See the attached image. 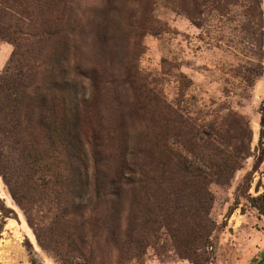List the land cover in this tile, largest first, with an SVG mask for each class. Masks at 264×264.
I'll use <instances>...</instances> for the list:
<instances>
[{"label": "rangeland", "instance_id": "374dc122", "mask_svg": "<svg viewBox=\"0 0 264 264\" xmlns=\"http://www.w3.org/2000/svg\"><path fill=\"white\" fill-rule=\"evenodd\" d=\"M255 1L252 11L244 0L239 1L244 6L222 14L210 10L202 26H196L171 0H43L33 4L28 39L22 36L14 44L0 38V74L13 51V63L26 57L31 65L22 106L27 119L3 147L16 198L0 175V205L11 211L7 217L0 211V264H194L169 246L164 254L149 247L139 261L124 262V254L104 241L114 233L120 246L124 223L134 218L148 223L161 214L174 227L185 207L195 205L187 197L190 188L179 183L171 188L151 184L134 194L124 192V186L96 192L95 184L105 175L124 172L126 138L136 147L158 126L163 105L171 112L174 150L200 169L205 165L197 153L207 157L210 150L198 152L193 142L215 139L214 152L220 156L227 136L244 123L250 127L249 155L239 160L227 184L209 185V217L216 227L210 259L202 264H255L260 259L264 216L248 200L264 189L258 144L264 0ZM72 91L73 135L49 134L37 107H44L43 122L51 124L64 112ZM179 121L188 127L178 129ZM211 127L227 133L215 138ZM86 133L95 148L85 141ZM32 157L36 161L28 169ZM74 172L86 173L74 178L83 183L81 197L72 190L81 184L68 182ZM93 176L98 182H89ZM157 237L160 243L171 241L164 227ZM94 245L99 247L93 250Z\"/></svg>", "mask_w": 264, "mask_h": 264}, {"label": "trees", "instance_id": "16d2710c", "mask_svg": "<svg viewBox=\"0 0 264 264\" xmlns=\"http://www.w3.org/2000/svg\"><path fill=\"white\" fill-rule=\"evenodd\" d=\"M43 0H0V38L17 44L21 37L28 39L32 28L33 21V4H39ZM240 0H171L174 8L182 14H185L196 26H202L204 16L210 11L215 10L217 13L226 12L231 6L241 5ZM248 3V10L252 11L255 7V0H244ZM13 51L8 65L0 74V175L8 185L10 193L15 197L13 187L8 179L9 171L7 153L3 151L9 143H12L14 134L22 129V123L27 119V114L23 112L24 92L28 87L31 78L30 68L26 57L21 61L16 60L13 63ZM68 103L64 107V112L53 117L52 123L43 122L44 107L39 105L38 117L40 124L49 129V134L72 136L71 129L73 114L75 110V91L68 92ZM170 108L163 105L159 112V124L152 132L146 133L140 141H137L136 147L130 143V138H126V159L124 162V172H119L114 177L104 176L100 184L96 185L98 195L111 193L116 189L124 186L125 189L139 191L141 188L151 184H158L171 188L175 183L182 184L190 188L191 192L187 197L192 198L195 205H188L182 213V219L179 224L171 227L163 222V216L160 214L148 223L141 219H131L124 223V242L117 245L118 238L116 234L111 233L104 241L108 248L115 249L124 254V262L132 260L139 261L145 255L149 247L154 248L160 254L172 251L181 258H186L194 264L208 262L211 255L212 245L210 236L216 227V223L209 217V209L212 201V193L209 185L227 184L233 177L236 169L240 167L239 160L249 155V143L251 137L250 127L244 123L243 129L236 130L233 135H229L223 141L221 155L215 154L216 147L207 137L201 138L200 142H193L198 152L210 150L209 156L205 157L197 153L199 161L205 165L200 169L186 158V156L176 153L174 142L172 140V126L168 121ZM21 121V122H20ZM188 125L184 121L178 122V129H185ZM196 129L195 127H192ZM51 129V130H50ZM54 130H58L56 133ZM210 133L215 138H222L227 130L220 127H211ZM241 131V132H240ZM153 133V134H152ZM88 145L96 147L93 136L89 137L86 133L84 137ZM243 139V144H242ZM66 144L67 138H65ZM19 142H16L18 144ZM258 144L262 147L264 155V107L260 108ZM187 147L186 139L182 142ZM191 150H188L190 152ZM201 154V155H200ZM9 155V154H8ZM29 162L28 169H31L36 161ZM86 173L74 172L68 178L72 185H78L79 181L74 178ZM179 177V180L175 178ZM89 182H98L97 178ZM77 188H73L78 197H81L82 182H79ZM16 198V197H15ZM250 204L255 207L260 214L264 216V189L256 196H248ZM1 214L7 217L11 212L4 205H0ZM117 223L115 227H119ZM161 227H164L171 241L160 243L157 233ZM98 242L97 239H93ZM169 243V244H168ZM109 245H112L110 247ZM168 246L170 249H168ZM93 250L99 246H92ZM264 254L260 257L261 260ZM257 260L255 264L259 261ZM118 262H122L119 259Z\"/></svg>", "mask_w": 264, "mask_h": 264}, {"label": "water", "instance_id": "95a60500", "mask_svg": "<svg viewBox=\"0 0 264 264\" xmlns=\"http://www.w3.org/2000/svg\"><path fill=\"white\" fill-rule=\"evenodd\" d=\"M256 264H264V257L261 260H259Z\"/></svg>", "mask_w": 264, "mask_h": 264}]
</instances>
